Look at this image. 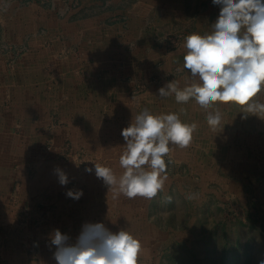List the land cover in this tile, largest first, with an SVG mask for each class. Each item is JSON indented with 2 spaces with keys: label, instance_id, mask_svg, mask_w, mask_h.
I'll return each mask as SVG.
<instances>
[{
  "label": "crops",
  "instance_id": "obj_1",
  "mask_svg": "<svg viewBox=\"0 0 264 264\" xmlns=\"http://www.w3.org/2000/svg\"><path fill=\"white\" fill-rule=\"evenodd\" d=\"M58 4L55 9L31 5L35 14H26L28 19L24 16L20 22L16 21L22 14L16 19L11 9L9 16L0 18V42L27 41L29 46L24 56L14 60L0 55V195L20 181L22 193L29 197L26 207L42 200L54 209L42 225L22 229L13 214L4 216L2 210L8 205L0 200V257L11 256L8 245L17 240L24 264H48L55 246L48 252L37 242L51 240L57 229L74 243L84 224L103 223L112 232L127 230L148 242L154 239L157 224L164 226L163 232L168 224L181 226L176 217L181 219L188 205L197 206L196 197L187 198L193 192L189 176L173 179L166 172L167 180L155 197L129 199L116 195L102 178L97 184L95 169L81 174L53 152H43L41 145L49 139L56 145L69 139L84 147L119 179L126 144L122 130L147 108L154 115L174 112L184 123L197 124L190 145L183 149L171 145L169 153L197 176L211 168L230 178L261 157L264 166V115L243 112L231 102L218 103L222 120L213 131L207 112L195 100L177 103L174 95L159 97V88L168 83L165 76L183 67L185 49L183 40L176 50L166 52L155 47L154 36L177 29L187 35L209 32L220 10L212 0H111L109 8L94 13L85 1L81 15L77 9L61 14ZM178 73L183 88L190 81L189 73ZM154 74L164 80L159 88L129 96L126 78L148 80ZM259 99L264 102V94ZM53 115L62 125L52 126ZM28 165L34 172L31 179ZM57 169L67 175V184L59 183ZM69 190L83 195L73 199L67 196ZM132 224L141 227H127Z\"/></svg>",
  "mask_w": 264,
  "mask_h": 264
},
{
  "label": "clouds",
  "instance_id": "obj_2",
  "mask_svg": "<svg viewBox=\"0 0 264 264\" xmlns=\"http://www.w3.org/2000/svg\"><path fill=\"white\" fill-rule=\"evenodd\" d=\"M212 3L220 10L211 30L184 39L183 67L177 71L187 70L189 83L181 88L179 81L172 80L158 91L162 98L174 95L177 103L195 100L215 131L222 120L218 103L231 102L243 112L264 115V102L259 99L264 94V0ZM196 129V123H184L177 113L154 115L145 108L122 130L126 144L119 164L123 174L117 179L111 168L95 164V175L116 195L151 199L167 180L165 157L171 145L188 147ZM56 171L59 183L67 184V175ZM82 195V191L67 192L77 200ZM50 243L55 246L56 264H138L142 250L141 242L129 231L112 232L103 223L84 224L74 243L57 229Z\"/></svg>",
  "mask_w": 264,
  "mask_h": 264
},
{
  "label": "rangeland",
  "instance_id": "obj_3",
  "mask_svg": "<svg viewBox=\"0 0 264 264\" xmlns=\"http://www.w3.org/2000/svg\"><path fill=\"white\" fill-rule=\"evenodd\" d=\"M57 1L60 3L58 7L63 8L60 10L61 14L77 9L79 10L77 11L78 15H81L80 6L85 4V1L90 3L88 11L93 13L106 10L111 5V0H0V18H5L10 12L8 10L11 9L14 11L11 14L16 19L22 14L16 21L20 22L24 16L28 19L26 14H35V11L29 8L31 5L34 8L39 6L55 9ZM128 1L130 0H124V3ZM64 10L66 11L64 12ZM32 11L34 12L32 13ZM43 30L45 29L43 28ZM186 33L183 29H177L163 36L155 35V47L166 52L174 51L181 45L187 36ZM3 43L0 42V55L11 56V60L24 56L29 47L27 41L20 45ZM74 50L72 49L73 52ZM76 53L78 50H75ZM80 69L83 70V67ZM178 72L177 69H173L168 76H165L168 77L165 81L177 80ZM125 81L129 84V96H138L152 86L159 88L164 80L154 74L148 80L128 77ZM53 116L52 126L62 125L57 115ZM39 148L36 149L39 150ZM40 149L47 154L53 152L58 160L71 163L72 167H75V170L81 174L88 169L94 170L95 164L102 163L84 147L75 145L69 139H65L59 145L49 139L44 145H41ZM256 159L257 161H251L250 164L246 163L245 166H242L243 169L235 176L223 178L215 171L212 172L211 168H208L206 172L198 173L197 176L187 163L176 162L168 154L165 157L166 172H169L173 179L185 176L191 178L188 184L192 185V195L196 197L195 204L197 206L193 208L188 205L182 218L180 219L179 215L176 217L177 220L183 222L181 226L168 224L163 232L164 226L157 224L155 226L157 233H155L154 239L148 242L140 241L142 250L138 264H262L264 262V166H261L263 157ZM259 166L261 167L259 168ZM26 167L31 179L34 172L31 166ZM247 173L249 174L245 175ZM96 180L98 184L100 178L96 177ZM19 183L20 181L14 182L6 195H0V200H5L8 205V208L3 209L2 213L4 216L7 212L13 214L17 220L18 228L42 225L48 214L54 210L53 207L49 202L42 200L31 207H26L29 197L28 194L22 193L23 187ZM127 227L135 229L140 228L141 225L134 226L132 224ZM14 233L18 235V230H14ZM50 241L43 239L42 242L38 241L37 243L50 252L52 246ZM8 246H11V256H1L0 264H24V256H20L16 250V247L19 248L18 241L15 240ZM47 258L49 259L48 264H56L52 256L49 255Z\"/></svg>",
  "mask_w": 264,
  "mask_h": 264
}]
</instances>
